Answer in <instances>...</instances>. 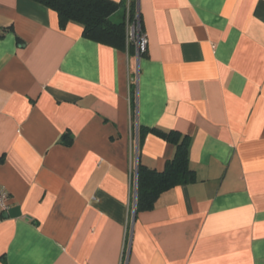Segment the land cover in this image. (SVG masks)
<instances>
[{"label": "crops", "instance_id": "crops-1", "mask_svg": "<svg viewBox=\"0 0 264 264\" xmlns=\"http://www.w3.org/2000/svg\"><path fill=\"white\" fill-rule=\"evenodd\" d=\"M137 9L138 60L0 0V264H264V0ZM150 130L195 180L135 214L137 163L175 152Z\"/></svg>", "mask_w": 264, "mask_h": 264}, {"label": "trees", "instance_id": "trees-1", "mask_svg": "<svg viewBox=\"0 0 264 264\" xmlns=\"http://www.w3.org/2000/svg\"><path fill=\"white\" fill-rule=\"evenodd\" d=\"M54 12L61 28L68 23L81 27L82 37L97 44L114 49L134 51V45L127 41L125 16L121 22H114L111 17L119 5L109 0H30ZM135 1L127 5L133 15ZM127 11V9H126ZM174 144L173 157L161 172L150 170L137 163L135 214L151 210L155 201L163 192L192 183L194 172L189 168L187 156V138L176 132L160 134Z\"/></svg>", "mask_w": 264, "mask_h": 264}, {"label": "built area", "instance_id": "built-area-1", "mask_svg": "<svg viewBox=\"0 0 264 264\" xmlns=\"http://www.w3.org/2000/svg\"><path fill=\"white\" fill-rule=\"evenodd\" d=\"M134 1L136 7L133 15L130 16L128 8L126 11L125 29L127 41L134 45L135 57L138 60L146 50L147 39L141 29L140 16L137 9V0ZM8 196V193L4 189L0 188V222L8 210Z\"/></svg>", "mask_w": 264, "mask_h": 264}]
</instances>
